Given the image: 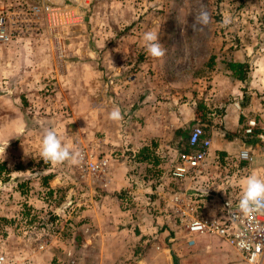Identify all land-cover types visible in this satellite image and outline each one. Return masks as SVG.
I'll use <instances>...</instances> for the list:
<instances>
[{
    "label": "crops",
    "instance_id": "obj_1",
    "mask_svg": "<svg viewBox=\"0 0 264 264\" xmlns=\"http://www.w3.org/2000/svg\"><path fill=\"white\" fill-rule=\"evenodd\" d=\"M102 23L100 35L88 34V46L83 54L71 56L64 67L68 74L72 70L76 75L81 73L83 82L87 83L83 85V133L77 139L83 140L94 156H104L108 161L103 180L96 183L98 194L87 191L78 199L74 197L73 205L82 206L69 220L72 213L66 215L64 203H60L63 190L69 186L64 185L60 174L49 167L33 170L29 165L34 159L30 150L18 156L7 152V158L3 159L9 169V179L5 182L6 205L7 210L16 211L9 213L11 218L7 223L19 221L24 225V236L16 247L0 250L4 264H108L112 254H115L113 261L122 260L119 264L125 260L124 264H199L211 250L216 251L221 245L229 250L231 264H246L237 250L213 234H195L194 244L188 246L187 233L176 225L166 201L169 191L180 187L201 199L202 210H211L229 194L240 198L249 175L264 179V141L242 130L245 122L253 119L249 116L256 109L254 92L243 88L249 78L239 89L237 83L241 82L230 77L223 66L222 71L213 75L216 82L215 89H211L215 92L213 98L198 99L201 88L195 86L185 91L183 99L175 105L179 93L166 81L156 83L155 71L145 70L142 65L128 73L130 64L124 66L122 55L119 57L115 50L104 45L109 43L110 38L106 36L118 23L108 22L107 18ZM80 34L75 31L72 36H82ZM74 39L75 43H80L79 38ZM98 43L105 47L99 50L91 47ZM105 75L132 78L128 81L118 79L114 84L109 79L107 88L102 79ZM198 103L202 116L195 108ZM70 107L69 120L73 121L78 108L73 103ZM116 107L121 110V120L109 118ZM190 124L202 125L209 148L198 174L176 184L166 173L187 153L185 128ZM23 125V121L13 120L9 128L16 127L23 133ZM145 146L159 159L157 166L163 174V182L155 190L150 188L149 181L144 184L138 174H134L141 167L153 171L151 163H127L129 156L133 160ZM242 149L251 155L250 162L238 159L237 153ZM33 155L38 156V152ZM44 174L51 176L46 183L41 180ZM153 192L156 195L145 201L149 207L145 215L134 213L132 217L119 205V201L126 198L123 203L128 200L136 206V199L143 200L138 195ZM63 217L67 220L64 227L61 225L65 223ZM129 221L133 225L131 231L123 226ZM63 228L67 232L61 233ZM42 241L47 243L38 248ZM70 260L73 262L69 263Z\"/></svg>",
    "mask_w": 264,
    "mask_h": 264
},
{
    "label": "rangeland",
    "instance_id": "obj_2",
    "mask_svg": "<svg viewBox=\"0 0 264 264\" xmlns=\"http://www.w3.org/2000/svg\"><path fill=\"white\" fill-rule=\"evenodd\" d=\"M22 1L32 0H0V5ZM73 7L82 18L80 23L55 30L42 26L41 32L31 38L0 45V144L8 143L5 157L7 152L18 156L30 150L34 159L26 164L33 170L49 167L59 173L64 185L70 189L65 188L64 193L61 192L63 197L60 200L64 203L66 215L72 213L69 220L82 206H74L73 198L78 199L87 191L98 194L96 189L99 185L95 183L91 188L87 187L78 178L76 165L68 161L61 165L45 164L40 157L41 138L44 131L51 128L71 150L85 148L89 152L83 140L77 139L83 133V85L87 83L83 82L81 73L76 75L72 70L68 74L64 67L71 56L83 54L88 46V34L100 35L99 28L103 27L105 18L118 24L110 30L106 36L110 41L104 45L115 50L119 57L122 55L124 66L130 64L128 73L142 65H145V70L155 71L156 83L166 81L172 90L179 93L175 105L183 99L185 91L195 86L201 88L198 99L213 98L215 92L211 89L216 87L213 75L223 70L222 60L246 61L250 76L243 88L252 90L256 99V109L249 117L256 122V130L264 132V0H85ZM201 11L208 14L206 23L199 20ZM72 26L77 29H70ZM150 30L159 31L160 43L166 50L162 58H153L144 47L143 34ZM75 31L82 36H72ZM74 38H79L80 43H75ZM104 45L98 43L91 47L99 50ZM131 78L128 75L125 78L105 75L102 79L107 87L109 79L114 84L118 79L128 81ZM237 84L239 89L243 85ZM71 103L78 108L73 121L69 120ZM13 120L17 123L23 121V133L16 127L9 128ZM192 126L188 125L185 131L188 132ZM36 152L38 156L33 155ZM127 163L132 165L134 159L129 156ZM135 172L146 178L150 170L141 167ZM5 182L0 181V250L16 247L24 236V225L19 221L7 223L11 218L9 213L16 211L7 210ZM118 197L121 196L118 194ZM119 205L132 217L134 213H148L147 205L143 203L137 204L136 208L130 206L128 210L121 200ZM63 218L65 221L66 217ZM66 221L61 223L62 227ZM123 226L130 231L133 228L131 221ZM60 231L67 232L64 228ZM111 257L108 264L122 261H113L115 254ZM229 258V250L221 245L220 249L211 250L199 264H231Z\"/></svg>",
    "mask_w": 264,
    "mask_h": 264
},
{
    "label": "built area",
    "instance_id": "obj_3",
    "mask_svg": "<svg viewBox=\"0 0 264 264\" xmlns=\"http://www.w3.org/2000/svg\"><path fill=\"white\" fill-rule=\"evenodd\" d=\"M84 1L32 0L8 6L0 5V45L31 38L41 32L42 26L55 30L80 23L82 18L73 6H78ZM202 128V125L194 124L189 129L186 137L189 153L166 174V177L168 175L176 184H181L187 178H194L205 160L210 142L204 136ZM256 129L254 119H248L242 127L244 134H255L257 139L264 141V132ZM79 151L82 159L75 166L78 178L83 180L87 187L101 182L107 170V158L91 156L85 148ZM237 157L251 161V155L246 149L240 150ZM169 192L166 202L171 210L170 214L174 217L176 225L181 226L187 233L185 242L188 246L194 244L195 234H213L237 250L246 264H264V209L245 214L238 208L240 198L229 194L211 210H202L201 199L186 190L176 187ZM142 199L147 200L146 197ZM46 243L42 241L38 248H43ZM0 264H4L2 254Z\"/></svg>",
    "mask_w": 264,
    "mask_h": 264
},
{
    "label": "clouds",
    "instance_id": "obj_4",
    "mask_svg": "<svg viewBox=\"0 0 264 264\" xmlns=\"http://www.w3.org/2000/svg\"><path fill=\"white\" fill-rule=\"evenodd\" d=\"M199 20L206 23L208 20L207 12L201 11ZM143 41L147 53L153 58H162L165 55L166 50L160 43L159 31H146L143 34ZM109 118L112 120H121L123 118L119 107L114 108L109 113ZM7 145L8 143L0 144V157H2L0 162L4 159ZM40 157L45 164L61 165L68 161L73 165H77L82 159V154L79 150L73 151L65 146L57 132L49 128L44 131L41 138ZM238 208L245 214L264 209V179L254 174L246 178Z\"/></svg>",
    "mask_w": 264,
    "mask_h": 264
},
{
    "label": "trees",
    "instance_id": "obj_5",
    "mask_svg": "<svg viewBox=\"0 0 264 264\" xmlns=\"http://www.w3.org/2000/svg\"><path fill=\"white\" fill-rule=\"evenodd\" d=\"M222 62L224 63L225 68L229 71V75L230 77H232L233 79H236L238 81H240L243 84H246L248 81V73H249V67L246 61L241 60H231L229 61L228 59H224L222 60ZM196 110L198 112V115L202 116V108L201 105L198 103L196 105ZM189 132V131H188ZM178 132H175V135H178ZM188 134V133H187ZM184 147L187 150V153H189V147L187 142L185 141ZM134 161H139L140 163H151L152 168L154 169L153 171L150 170V173H148V176H146V178H143L144 176H140L139 180L142 181L144 184H147L148 181L150 182L149 185L151 189H156L159 185L162 184L163 182V174L161 173V171L158 169V162L159 159L157 158V156H155V154L153 152H151L150 148L142 147L135 155L134 157ZM155 167V168H154ZM148 171V170H147ZM167 174V173H166ZM50 174H45L44 176L41 177L42 183H46V180L48 178H50ZM149 178H151V180H148ZM9 179V169L6 166L5 161L0 162V181H7ZM158 185V186H157ZM122 192V191H121ZM119 193V195H121L122 193ZM124 193V192H123ZM152 195H156L155 192L153 193H146V194H141L138 195L139 197H146L147 201L148 198H150ZM129 197V195H127ZM136 196V195H135ZM134 196V199H135ZM126 198H123L122 201H125ZM138 204L143 203L144 205H147V211H149V207L148 204L145 203L146 200H139L136 199ZM128 210V208L130 206H133L136 208L135 203L132 201H128L124 203ZM138 207V206H137ZM153 213V211H152Z\"/></svg>",
    "mask_w": 264,
    "mask_h": 264
}]
</instances>
